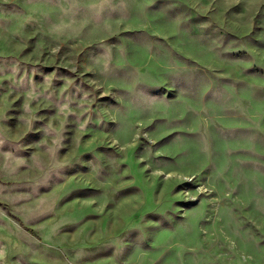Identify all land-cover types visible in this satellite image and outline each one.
<instances>
[{
	"label": "rangeland",
	"instance_id": "374dc122",
	"mask_svg": "<svg viewBox=\"0 0 264 264\" xmlns=\"http://www.w3.org/2000/svg\"><path fill=\"white\" fill-rule=\"evenodd\" d=\"M0 264H264V0H0Z\"/></svg>",
	"mask_w": 264,
	"mask_h": 264
},
{
	"label": "trees",
	"instance_id": "16d2710c",
	"mask_svg": "<svg viewBox=\"0 0 264 264\" xmlns=\"http://www.w3.org/2000/svg\"><path fill=\"white\" fill-rule=\"evenodd\" d=\"M29 231H31V230L29 229Z\"/></svg>",
	"mask_w": 264,
	"mask_h": 264
}]
</instances>
